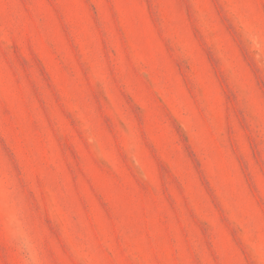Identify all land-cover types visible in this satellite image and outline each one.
I'll return each instance as SVG.
<instances>
[{
  "label": "rangeland",
  "instance_id": "rangeland-1",
  "mask_svg": "<svg viewBox=\"0 0 264 264\" xmlns=\"http://www.w3.org/2000/svg\"><path fill=\"white\" fill-rule=\"evenodd\" d=\"M0 264H264V0H0Z\"/></svg>",
  "mask_w": 264,
  "mask_h": 264
}]
</instances>
